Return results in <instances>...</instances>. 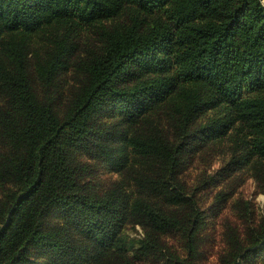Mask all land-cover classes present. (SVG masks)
Wrapping results in <instances>:
<instances>
[{"label":"trees","instance_id":"trees-1","mask_svg":"<svg viewBox=\"0 0 264 264\" xmlns=\"http://www.w3.org/2000/svg\"><path fill=\"white\" fill-rule=\"evenodd\" d=\"M56 24L64 32L46 36ZM83 26L101 44L78 58L82 77L69 93L44 88ZM229 128L264 165L262 0H0V264H121L125 222L152 250L187 229L183 162ZM87 158L133 162L143 195L128 180L99 193ZM252 235L235 264L264 262V228Z\"/></svg>","mask_w":264,"mask_h":264},{"label":"rangeland","instance_id":"rangeland-1","mask_svg":"<svg viewBox=\"0 0 264 264\" xmlns=\"http://www.w3.org/2000/svg\"><path fill=\"white\" fill-rule=\"evenodd\" d=\"M93 30L94 27L83 26L78 32L68 34V39L78 41V47L67 57L65 70L59 71L50 85L43 84L44 88L69 93L77 84L82 77L75 69L78 58L101 44ZM63 32L64 27L56 24L45 33L46 36H58ZM33 35L34 45L47 40L43 34ZM216 114L220 119L222 116L230 119L226 108L220 107ZM239 130L241 136L247 131L245 128ZM237 131L229 128L228 135L221 140L209 142L205 147L197 145L183 162L180 179L191 199L183 202L179 210L190 218L187 229L161 233L159 243L144 253L137 250L135 242L144 235L143 227L139 223L125 222L121 235L129 246L126 245L121 264L239 263L241 258L237 254L256 241L252 234L264 228V165L259 158L256 161L247 157L242 142L233 141ZM88 160L96 174H89L86 179L98 188L99 193L119 180H128L122 187L133 191L134 196L143 195L132 179L133 162L116 170L101 160ZM136 168L139 170L140 165ZM245 260L247 264H264L255 254ZM41 262L36 258V264Z\"/></svg>","mask_w":264,"mask_h":264}]
</instances>
